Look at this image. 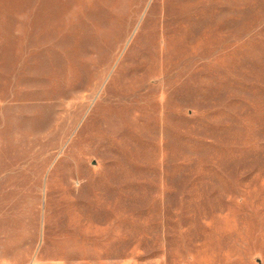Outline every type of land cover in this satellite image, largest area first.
Instances as JSON below:
<instances>
[{
  "label": "rangeland",
  "instance_id": "374dc122",
  "mask_svg": "<svg viewBox=\"0 0 264 264\" xmlns=\"http://www.w3.org/2000/svg\"><path fill=\"white\" fill-rule=\"evenodd\" d=\"M0 264H264V0H0Z\"/></svg>",
  "mask_w": 264,
  "mask_h": 264
}]
</instances>
